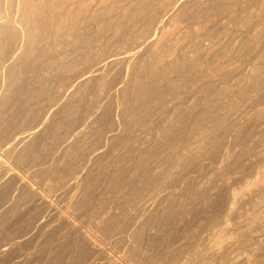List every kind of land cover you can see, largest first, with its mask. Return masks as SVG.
<instances>
[{"label":"rangeland","instance_id":"374dc122","mask_svg":"<svg viewBox=\"0 0 264 264\" xmlns=\"http://www.w3.org/2000/svg\"><path fill=\"white\" fill-rule=\"evenodd\" d=\"M30 2L44 11L29 18L30 44L22 34L0 41V81L18 78L0 93V176L8 168L0 178V264H264V219L246 223L264 218V186L244 193L233 214L228 208L231 193L264 165V0ZM15 174L47 203L40 205ZM235 228L244 235L239 244L216 245Z\"/></svg>","mask_w":264,"mask_h":264},{"label":"bare ground","instance_id":"6f19581e","mask_svg":"<svg viewBox=\"0 0 264 264\" xmlns=\"http://www.w3.org/2000/svg\"><path fill=\"white\" fill-rule=\"evenodd\" d=\"M1 1V0H0ZM5 1V3H4V6L3 7H1L0 6V41H4V40H7V39H12L13 37H16V36H18L19 34H22V37H24L23 38V40H24V42H25V44H30V41H31V39L29 40V39H27V29L30 27V23H29V18H30V16L32 15V16H34L35 18H37V17H39L41 14H42V12H44V11H39L38 10V8H37V5H36V7H34L32 4H31V0H16V5H14L15 3H12V0H4ZM51 1V0H50ZM55 1V0H54ZM62 1V0H61ZM114 1V0H113ZM116 1V0H115ZM200 1V0H199ZM109 2H110V0H109ZM112 2V1H111ZM119 2H121V1H119ZM181 2V1H180ZM179 2V3H180ZM61 3V2H60ZM117 3V2H116ZM116 3L114 4V3H112V4H114V5H116ZM148 3V2H147ZM41 4V3H40ZM106 4V3H105ZM119 6H120V4L119 3H117ZM146 4V3H145ZM149 4V3H148ZM181 4V3H180ZM179 4V5H180ZM203 4V3H202ZM205 4V3H204ZM58 5V4H57ZM60 5V4H59ZM107 5V4H106ZM133 5V4H132ZM185 5V4H184ZM193 5V4H192ZM41 6V5H40ZM53 6V5H52ZM126 6V5H125ZM178 6V5H177ZM196 6V5H195ZM14 7L16 8L15 9V13H13V11H14ZM100 7V10L102 9V7L101 6H99ZM117 7V6H116ZM131 7V6H130ZM130 7H129V9H130ZM172 7V6H171ZM189 6H187V8H188ZM52 8V7H51ZM50 8V9H51ZM59 8V7H58ZM105 9H106V7H104ZM107 8H109V7H107ZM132 8V7H131ZM159 8V7H158ZM177 8V7H176ZM40 9V8H39ZM42 9V8H41ZM110 9V8H109ZM181 9V8H180ZM186 9V8H185ZM123 11H124V8L122 9ZM136 10V9H135ZM140 10V9H139ZM80 11H81V9H80ZM105 12H107L106 10H104ZM109 11H111V9L109 10ZM108 11V12H109ZM126 11H129V10H127V9H125V11L124 12H126ZM136 11H138V10H136ZM141 11V10H140ZM172 11H176V10H171V13L169 12V14H172ZM213 11V10H212ZM51 12H53V10L51 11ZM50 11H49V14L51 13ZM94 12V11H93ZM102 12V11H101ZM104 12V13H105ZM112 12H114V10L112 11ZM77 13V12H76ZM115 13V12H114ZM118 13V12H117ZM140 13V12H139ZM139 13H138V15H139ZM179 13V12H178ZM95 14V13H94ZM94 14H92V15H94ZM109 14V13H108ZM54 15V14H53ZM80 15V14H79ZM105 15H106V13H105ZM134 15V14H133ZM162 15V14H161ZM176 15V14H175ZM175 15L173 16L174 17V19H176L177 17H175ZM180 15V14H179ZM195 15V14H194ZM49 16V15H48ZM47 16V17H48ZM143 16V15H142ZM193 16V15H192ZM55 17V16H54ZM148 17V16H147ZM167 17H169L168 15L166 16V18ZM200 17V16H199ZM49 18V17H48ZM149 18V17H148ZM34 19V18H33ZM50 19V18H49ZM74 19V18H73ZM144 19V18H143ZM151 19V18H150ZM158 19V18H157ZM171 19H173V18H171ZM170 18H169V20H171ZM190 19V18H189ZM42 20V19H41ZM129 20V19H128ZM127 20V21H128ZM139 20V19H138ZM152 20V19H151ZM150 20V21H151ZM154 20H155V17H154ZM176 20H178V19H176ZM175 20V21H176ZM70 21H72V20H70ZM149 21V20H148ZM157 20H155L154 22H156ZM174 21V22H175ZM36 22H38V21H36ZM55 22V21H54ZM120 22V21H119ZM146 22H147V20H146ZM152 22V21H151ZM173 22V21H172ZM71 23V22H70ZM117 23V22H116ZM139 23V22H138ZM144 23V22H143ZM148 23H150V22H148ZM153 23V22H152ZM159 23H161V22H159ZM171 23V22H170ZM84 24V23H83ZM119 24V23H118ZM133 24V23H132ZM155 25H156V23H154ZM154 24H153V26H154ZM157 24H158V22H157ZM39 25V24H38ZM64 25V24H63ZM82 25V24H81ZM138 25V24H137ZM140 25H141V23H140ZM147 24H145V26H146ZM149 25V24H148ZM147 25V26H148ZM158 25H160V24H158ZM83 26V25H82ZM82 26H81V28H82ZM116 26H117V24H116ZM157 26V25H156ZM64 27V26H63ZM115 27V26H114ZM118 27H120L119 25H118ZM155 27V26H154ZM153 27V28H154ZM178 27H180V26H178ZM116 28V27H115ZM148 28V27H147ZM157 27H155L154 29L155 30H157L156 29ZM57 29H58V31L60 32L61 30H62V25L61 24H59L58 25V27H57ZM117 29H119V28H117ZM141 29H142V27H141ZM98 30V29H97ZM124 30V29H123ZM150 30H151V28H150ZM174 30V29H173ZM58 31H56L57 33H58ZM149 31V30H148ZM176 31V30H175ZM38 32V31H37ZM156 33H157V31H155ZM154 32V33H155ZM155 33V34H156ZM176 33V32H175ZM37 34V33H36ZM84 34V33H83ZM159 34V33H158ZM163 34V33H162ZM45 35V34H44ZM43 35V36H44ZM56 35V34H55ZM62 35V34H61ZM128 35V34H127ZM151 35V34H150ZM38 36V35H37ZM36 36V37H37ZM58 36H59V34H58ZM116 36V35H115ZM154 36V35H153ZM156 36V35H155ZM163 36V35H162ZM57 37V36H56ZM39 38V37H38ZM37 38V39H38ZM45 38V37H44ZM73 38H74V36H73ZM100 37H98V39H99ZM156 38V37H155ZM160 38V37H159ZM163 38V37H162ZM61 39V38H60ZM91 39V38H90ZM113 39V38H112ZM116 39V38H115ZM161 39V38H160ZM159 39V40H160ZM18 40V39H17ZM158 40V39H157ZM157 40H156V42H157ZM162 40V39H161ZM164 40V39H163ZM37 41V40H36ZM58 41V40H57ZM147 41H150V40H147ZM64 42V41H63ZM62 42V43H63ZM7 42H5V44H6ZM37 43V42H36ZM79 43V42H78ZM4 44V45H5ZM43 44V43H42ZM87 44H89V43H87ZM117 44V43H116ZM158 44H160V42L158 43ZM90 45V44H89ZM96 45H97V43H96ZM118 45V44H117ZM6 47H7V45H5ZM47 46V45H46ZM56 46V45H55ZM155 46V45H154ZM197 46V45H196ZM2 48H3V46H1ZM0 47V48H1ZM14 47V46H13ZM27 47V46H26ZM35 47V46H34ZM33 47V48H34ZM63 47V46H62ZM136 47V46H135ZM156 47H158V45L156 46ZM1 48V49H2ZM17 48H19V46H17ZM32 48V49H33ZM3 49H5V48H3ZM27 49V48H26ZM39 48H37V50H38ZM46 49V48H45ZM136 49V48H135ZM155 49V48H154ZM196 50H197V47H196ZM5 51V50H4ZM4 51H2V50H0V55H1V60H0V73H1V71L2 70H4V69H6V67H5V64H6V59H5V63L3 62L4 60H3V57H5L6 58V56H2V54L1 53H4ZM12 51V50H11ZM39 51V50H38ZM37 51V52H38ZM154 51V50H153ZM25 52H28L29 53V50H26ZM198 52V51H197ZM152 53V52H151ZM10 54V53H9ZM3 55H5V54H3ZM20 55H22V54H20ZM92 55V54H91ZM193 55V54H192ZM12 56V55H11ZM31 56H32V54H31ZM95 56V55H94ZM196 56V55H195ZM215 56V55H214ZM27 57V56H26ZM184 57V56H183ZM190 57H192V56H190ZM223 57V56H222ZM8 58V57H7ZM9 58H10V55H9ZM8 58V59H9ZM21 58V57H20ZM234 58V57H233ZM27 59H29V58H27ZM99 59V58H98ZM135 59V58H134ZM192 59V58H191ZM231 59V58H230ZM93 60V59H92ZM117 60V59H116ZM8 61V60H7ZM29 61V60H28ZM129 61V60H128ZM132 61V60H131ZM184 61V60H183ZM190 61V60H189ZM202 61V60H201ZM213 61V60H212ZM228 61V60H227ZM15 62V61H14ZM33 62V61H32ZM86 62V61H85ZM93 62H94V60H93ZM134 62V61H133ZM15 63H17V62H15ZM15 63H13V64H11L10 66H9V64H8V66L9 67H11L12 65L13 66H20V62H19V64H15ZM24 63V62H23ZM26 63H28V62H25L24 64H26ZM40 63V62H39ZM83 63V62H82ZM90 63V62H89ZM92 63V62H91ZM147 63H148V61H147ZM15 64V65H14ZM23 64V65H24ZM32 64V63H31ZM30 64V65H31ZM84 64V63H83ZM105 63H103V65H104ZM215 64V63H214ZM47 65V64H46ZM72 65H74V64H72ZM150 65V64H149ZM200 65V64H199ZM262 65V64H261ZM25 66V65H24ZM54 66V65H53ZM101 66H102V64H101ZM104 66H106V64L104 65ZM104 66H102V67H104ZM112 67V63H111V65L109 64V67ZM128 66H129V64H128ZM144 66V65H143ZM220 66V65H219ZM21 67V66H20ZM108 67V68H109ZM130 67V66H129ZM138 67V66H137ZM136 67V68H137ZM263 67V66H262ZM23 68V67H22ZM32 68H33V66H32ZM82 68V67H81ZM142 68V67H141ZM9 69V68H8ZM11 69V68H10ZM77 69V68H76ZM80 69V68H79ZM217 69V68H216ZM20 70V69H19ZM25 70V69H24ZM81 70V69H80ZM103 70V69H102ZM105 70V69H104ZM138 70V69H137ZM143 70V69H142ZM10 71V70H9ZM23 70L21 69V72H22ZM29 71V70H28ZM31 71V70H30ZM30 71L28 72V73H30ZM72 71V70H71ZM79 71V70H78ZM101 71V70H100ZM182 71V70H181ZM215 71V70H214ZM3 72V71H2ZM12 72H17V71H12ZM20 72V73H21ZM33 72V71H32ZM97 72V71H96ZM130 72L131 71H129V74H130ZM135 72V71H134ZM143 72V71H142ZM23 73V72H22ZM21 73V74H22ZM24 73H25V71H24ZM72 73V72H71ZM101 73V72H100ZM102 73H104V72H102ZM183 73V72H182ZM2 74H4V73H2ZM7 74V73H6ZM14 74V73H13ZM27 74V73H26ZM25 74V75H26ZM32 74V73H31ZM11 75V74H10ZM17 75V74H16ZM16 75H14L15 77H16ZM86 74H84V76H85ZM102 75V74H101ZM141 75V74H140ZM6 76V75H5ZM5 76H3V80H1L0 82V93L2 92L3 93V91L5 90L6 92H8V90H6L5 89V87L7 86V88H8V86H9V88H10V86H14L17 82H18V78L17 79H15L14 77L13 78H10V76L7 78V76L5 77ZM19 76V75H18ZM58 76V75H57ZM83 76V77H84ZM100 76V75H99ZM129 76V75H128ZM133 76V75H132ZM163 76V75H162ZM11 77H12V75H11ZM91 77V76H90ZM6 78V79H5ZM23 78V77H22ZM37 78V77H36ZM48 78H50V77H48ZM75 78H77V77H75ZM85 78V77H84ZM103 78V77H102ZM129 78V77H128ZM178 78V77H177ZM228 78V77H227ZM82 79V78H81ZM90 79V78H89ZM92 79V78H91ZM105 79H106V77H105ZM149 79V78H148ZM47 80V79H46ZM74 80V79H73ZM84 80H86V79H84ZM102 80V79H101ZM114 80V79H113ZM135 80V79H134ZM173 80V79H172ZM127 81V80H126ZM87 83L88 81H84L83 83ZM61 83V82H60ZM63 83V82H62ZM83 83H82V85H83ZM98 83V82H97ZM102 84V83H101ZM115 84H117V83H115ZM126 84V83H125ZM140 84V83H139ZM240 84V83H239ZM62 85H64V84H62ZM62 85H60V87L62 86ZM66 85V84H65ZM73 85H76V83L75 84H73ZM88 85H90V84H88ZM133 85V84H132ZM234 85V84H233ZM68 86H70V85H68ZM11 87V88H12ZM17 87H18V85H17ZM16 87V88H17ZM32 87V86H31ZM59 87V86H58ZM57 87V88H58ZM66 87H67V85H66ZM72 87H74V86H71L70 88H72ZM100 87V86H99ZM226 87H228V86H226ZM234 87V86H233ZM258 87V86H257ZM30 88V87H29ZM34 88V87H33ZM41 88V87H40ZM63 88V87H62ZM115 88V87H114ZM117 88V87H116ZM28 89V88H27ZM92 89V88H91ZM102 89H103V87H102ZM161 89V88H160ZM11 90V89H10ZM21 90V89H20ZM19 90V91H20ZM23 90V89H22ZM60 90H62V89H60ZM82 90H83V88H82ZM90 90V89H89ZM88 90V91H89ZM107 90V89H106ZM112 90H114V89H112ZM126 90V89H125ZM142 90V89H141ZM220 90V89H219ZM226 90V89H225ZM254 90V89H253ZM4 91V92H5ZM14 91V90H13ZM56 91V90H55ZM59 91V90H58ZM67 91H69V90H67ZM83 91H85V90H83ZM87 91V90H86ZM86 91H85V93H86ZM117 91V90H116ZM71 92V91H70ZM77 92V91H76ZM100 92V91H99ZM259 92V91H258ZM2 93H1V95H2ZM84 93V92H83ZM144 93V92H143ZM243 93V92H242ZM5 94V93H4ZM7 94V93H6ZM53 94V93H52ZM95 94V93H94ZM248 94V93H247ZM263 94V93H262ZM61 95H63V94H61ZM67 95H68V93H67ZM79 95H80V93H79ZM170 95V94H169ZM6 96V95H5ZM11 96V95H10ZM16 96V95H15ZM90 96H91V94H90ZM100 96V95H99ZM119 96V95H118ZM258 96V95H257ZM8 97V96H7ZM12 97V96H11ZM25 97V96H24ZM28 97V96H27ZM121 97V96H120ZM142 97V96H141ZM60 98V97H59ZM115 98V97H114ZM116 98H118V97H116ZM242 98V97H241ZM8 99V98H7ZM14 99V98H13ZM101 99V98H100ZM244 99V98H243ZM258 99V98H257ZM48 100V99H47ZM63 100V99H62ZM78 100V99H77ZM147 100V99H146ZM177 100V99H176ZM6 101V100H5ZM16 101V100H15ZM102 101V100H101ZM256 101V100H255ZM37 102V101H36ZM50 102H51V100H50ZM62 102V101H61ZM93 102V101H92ZM103 102V101H102ZM109 102V101H108ZM152 102V101H151ZM174 102H175V100H174ZM60 103V102H59ZM65 103V102H64ZM262 103V102H261ZM27 104V103H26ZM30 104V103H29ZM63 104V103H62ZM127 104V103H126ZM233 104V103H232ZM4 105V104H3ZM39 105V104H38ZM57 105H59V104H57ZM65 105V104H64ZM113 105V104H112ZM248 105V104H247ZM251 105V104H250ZM37 106V105H36ZM69 106V105H68ZM91 106V105H90ZM164 106V105H163ZM263 106V105H262ZM7 107V106H6ZM20 107V106H19ZM24 107V106H23ZM59 107V106H58ZM61 107V106H60ZM59 107V108H60ZM78 107V106H77ZM108 107V106H107ZM114 107V106H113ZM178 107V106H177ZM257 107V106H256ZM12 108V107H11ZM11 108H10V111H11ZM25 108V107H24ZM45 108V107H44ZM72 108V107H71ZM87 108V107H86ZM96 108V107H95ZM255 108V107H254ZM37 109V108H36ZM106 110H107V108H105ZM104 109V110H105ZM176 109V108H175ZM20 110V109H19ZM24 110V109H23ZM56 110V109H55ZM54 110V111H55ZM102 110V109H101ZM125 110V109H124ZM135 110V109H134ZM247 110V109H246ZM3 111V110H2ZM17 111V110H16ZM21 111V110H20ZM51 111V110H50ZM49 111V113H52L51 115H53L54 116V111H52V112H50ZM57 111V110H56ZM136 111V110H135ZM253 111V110H252ZM58 112V111H57ZM61 112V111H60ZM72 112V111H71ZM74 112V111H73ZM103 112V111H102ZM17 113V112H16ZM59 113V112H58ZM68 113V112H67ZM77 113V112H76ZM111 113H113V112H111ZM115 113V112H114ZM263 113V112H262ZM261 113V114H262ZM13 114V113H12ZM29 114V113H28ZM40 114H41V112H40ZM63 114V113H62ZM66 114V113H65ZM98 114H100V113H98ZM9 115V114H8ZM34 115V114H33ZM39 115V114H38ZM50 115V116H51ZM68 115V114H67ZM70 115H71V113H70ZM79 115V114H78ZM93 115V114H92ZM141 115V114H140ZM7 116V115H6ZM44 116V115H43ZM42 116V117H43ZM49 116V117H50ZM66 116V115H65ZM88 116V115H87ZM116 116V115H115ZM173 116V115H172ZM36 117H37V114H36ZM46 117V116H45ZM45 117H43L42 119L44 120V118ZM52 117V116H51ZM55 117V116H54ZM63 117V116H62ZM237 117V116H236ZM14 118V117H13ZM18 118V117H17ZM28 118V117H27ZM108 118V117H107ZM106 118V119H107ZM119 118H120V116H119ZM261 118V117H260ZM15 119V118H14ZM49 119V118H48ZM65 119V118H64ZM96 119V118H95ZM109 119V118H108ZM1 120V119H0ZM16 120V119H15ZM46 120H47V117H46ZM45 120V121H46ZM70 120V119H69ZM98 120V119H97ZM121 120V119H120ZM5 121V120H4ZM28 121V120H27ZM26 121V122H27ZM50 121V120H49ZM53 121V120H52ZM102 121V120H101ZM100 121V122H101ZM110 121V120H109ZM9 122V121H8ZM24 122V121H23ZM30 122V121H29ZM47 122V121H46ZM45 122V123H46ZM76 122V121H75ZM74 122V123H75ZM99 122V123H100ZM124 122V121H123ZM252 122H254V121H252ZM3 123V122H2ZM19 123V122H18ZM88 123V122H87ZM90 123V122H89ZM95 123V122H94ZM93 123V124H94ZM9 124V123H8ZM35 124V123H34ZM38 124V123H37ZM36 124V125H37ZM48 124V123H47ZM67 124V123H66ZM76 124V123H75ZM96 124H98V123H96ZM111 124V123H110ZM255 124V123H254ZM5 125V124H4ZM32 125V124H31ZM46 125V124H45ZM45 125H43V126H45ZM74 125V124H73ZM261 125V124H260ZM21 126V125H20ZM38 126V125H37ZM37 126H36V128H37ZM57 126V125H56ZM75 126V125H74ZM86 126V125H85ZM88 127H89V125H87ZM249 126V125H248ZM14 127V126H13ZM23 127V126H22ZM30 126H28V128H29ZM33 127V126H32ZM31 127V128H32ZM46 127H48V126H46ZM51 127V126H50ZM61 127V126H60ZM76 127V126H75ZM80 127H82V126H80ZM91 127V126H90ZM114 127V126H113ZM117 127V126H116ZM3 128V127H2ZM18 128V127H17ZM27 128V127H26ZM25 128V129H26ZM34 128V127H33ZM55 128V127H54ZM69 128V127H68ZM85 128V127H84ZM264 128V127H263ZM21 129V128H20ZM24 129V130H25ZM94 129V128H93ZM106 129V128H105ZM5 130H6V128H5ZM23 130V129H22ZM41 130V129H40ZM55 130V129H54ZM76 130V129H75ZM74 130V131H75ZM85 130H88V129H86L85 128ZM89 130L91 131V129L89 128ZM44 131V130H43ZM59 131V130H58ZM72 131V130H71ZM32 132V131H31ZM69 132V131H68ZM73 132V131H72ZM76 132H77V130H76ZM85 132V131H84ZM88 132V131H87ZM245 132H246V130H245ZM16 133V132H15ZM20 133V132H19ZM67 133V132H66ZM74 133V132H73ZM81 133H83V132H81ZM92 133V132H91ZM100 133V132H99ZM123 133V132H122ZM139 133V132H138ZM261 133V132H260ZM6 134V133H5ZM40 134V133H39ZM52 134V133H51ZM65 134V133H64ZM72 134V133H71ZM78 134V133H77ZM24 135V134H23ZM25 135H27V134H25ZM24 135V136H25ZM36 135V134H35ZM68 135V134H67ZM73 135V134H72ZM80 135V134H79ZM78 135V136H79ZM126 135V134H125ZM143 135V134H142ZM247 135V134H246ZM262 135H263V133H262ZM261 135V136H262ZM66 136V135H65ZM74 136V135H73ZM76 136V135H75ZM86 136V135H85ZM242 136V135H241ZM248 136V135H247ZM260 136V135H259ZM260 136V137H261ZM28 137H29V134H28ZM56 137V136H55ZM69 137V136H68ZM264 137V136H263ZM5 138V137H4ZM13 138V137H12ZM22 138V137H21ZM20 138V139H21ZM25 138H27V136L25 137ZM24 138V139H25ZM57 138V137H56ZM79 138V137H78ZM148 138V137H147ZM235 138V137H234ZM238 138V137H237ZM249 139H250V137H248ZM11 139V138H10ZM14 139V138H13ZM23 139V138H22ZM37 139V138H36ZM39 139H41V138H39ZM72 139V138H71ZM95 139H97V138H95ZM252 139V138H251ZM250 139V140H251ZM259 139V138H258ZM9 140V139H8ZM43 140V139H42ZM75 140V139H74ZM73 140V141H74ZM243 140V139H242ZM260 140V139H259ZM35 141V140H34ZM63 141V140H62ZM72 141V140H71ZM77 141H78V139H77ZM106 141V140H105ZM240 141V140H239ZM245 141V140H244ZM248 141V140H247ZM246 141V142H247ZM261 141V140H260ZM43 142V141H42ZM50 142V141H49ZM103 142V141H102ZM203 142V141H202ZM259 142V141H258ZM19 143V142H18ZM23 143H24V141H23ZM26 143V142H25ZM51 143V142H50ZM71 143V142H70ZM2 144V143H1ZM1 144H0V146H1ZM8 144V143H7ZM17 144V143H16ZM29 145H30V143H28ZM37 144V143H36ZM36 144H35V146H36ZM56 144V143H55ZM63 144V143H62ZM62 144H61V146H62ZM75 144V143H74ZM18 145V144H17ZM49 145V144H48ZM52 145V144H51ZM73 145V144H72ZM235 145V144H234ZM5 146V145H4ZM7 146V145H6ZM12 146V145H11ZM27 146V145H26ZM25 146V147H26ZM60 146V145H59ZM67 146H69V145H67ZM79 146H80V144H79ZM112 146V145H111ZM263 146V145H262ZM33 147V146H32ZM52 147V146H51ZM54 147V146H53ZM56 147V146H55ZM65 147V146H64ZM93 147V146H92ZM238 147H240V146H238ZM254 147V146H253ZM8 148V147H7ZM20 148V147H19ZM23 148V147H22ZM58 148H60V147H58ZM57 148V149H58ZM245 148V147H244ZM2 149H3V147H2ZM36 149V148H35ZM47 149V148H46ZM71 149V148H70ZM72 149H74V147L72 148ZM138 149V148H137ZM232 149H234V146H233V148ZM19 150V149H18ZM25 150V149H24ZM24 150H22V151H24ZM50 149H48V151H49ZM55 150V149H54ZM63 150V149H62ZM116 150V149H115ZM243 150V149H242ZM10 151H13V150H10ZM64 151H65V149H64ZM237 151H239V150H237ZM246 151V150H245ZM249 151V150H248ZM54 152V151H53ZM63 152V151H62ZM69 152V151H68ZM75 152V151H74ZM91 152V151H90ZM145 152V151H144ZM254 152V151H253ZM261 152V151H260ZM7 153V152H6ZM16 153V152H15ZM24 153V152H23ZM27 153V152H26ZM67 153V152H66ZM96 153V152H95ZM109 153V152H108ZM18 154V153H17ZM16 154V155H17ZM41 154V153H40ZM89 154V153H88ZM103 154V153H102ZM239 154V153H238ZM241 154V153H240ZM4 155V154H3ZM6 155V154H5ZM25 155V154H24ZM39 155V154H38ZM43 155V154H42ZM48 155V154H47ZM52 155V154H51ZM67 155V154H66ZM91 155V154H90ZM107 155V154H106ZM106 155H105V157H106ZM58 156V155H57ZM219 156V155H218ZM240 156V155H239ZM253 156V155H252ZM28 157H29V155H28ZM33 157V156H32ZM77 157H78V155H77ZM237 157V156H236ZM248 157V156H247ZM12 158V157H11ZM231 158V157H230ZM9 159V158H8ZM39 158H37V160H38ZM61 159V158H60ZM242 159V158H241ZM247 159V158H246ZM254 159V158H253ZM30 160V159H29ZM8 161V160H7ZM11 161V160H10ZM63 161V160H62ZM0 162H2V161H0ZM13 162V161H12ZM26 162H28V160L26 161ZM66 162V161H65ZM258 162V161H257ZM14 163V162H13ZM18 163V162H17ZM35 163V162H34ZM63 163V162H62ZM61 163V164H62ZM67 163V162H66ZM72 163V162H71ZM109 163V162H108ZM12 164V163H11ZM28 164V163H27ZM39 164V163H38ZM81 164H83V163H81ZM235 164V163H234ZM233 164V165H234ZM5 164L3 163L2 165H0V167L1 168H3V167H5L4 166ZM15 165H16V163H15ZM74 165V164H73ZM237 165V164H236ZM34 166V165H33ZM71 166V165H70ZM78 166V165H77ZM231 166V165H230ZM31 166H29V168H30ZM57 167V166H56ZM63 167V166H62ZM68 167V166H67ZM73 167V166H72ZM234 167V166H233ZM246 167V166H245ZM260 167V166H259ZM258 167V170H256L257 172H256V175H254L253 177H254V179H251L252 181L251 182H247L248 184L245 186V188L242 190V191H237V190H235V191H233L232 192V190H231V195H230V203H229V201H228V203L230 204L229 206H228V208H229V210L232 212V210H234L235 209V206H236V203H237V201H241V197L243 198V194L245 193V194H247L246 192H250L251 190H252V192H254L253 191V189H255V191H258V189L260 188V187H262V186H264L263 184H264V165H262L260 168ZM7 168V167H6ZM226 168V167H225ZM8 169V168H7ZM7 169H5V171H7ZM59 169V168H58ZM68 169V168H67ZM232 169V168H231ZM239 169V168H238ZM17 170V169H16ZM22 170V169H21ZM28 170V169H27ZM63 170V169H62ZM61 170V171H62ZM240 170V169H239ZM245 170V169H244ZM253 170V169H252ZM4 171V173L6 174V172ZM58 171V170H57ZM66 171V170H65ZM214 171V170H213ZM221 171V170H220ZM229 171V170H228ZM249 171V170H248ZM13 172V171H12ZM31 172V171H30ZM55 172H56V170H55ZM92 172V171H91ZM234 172V171H233ZM3 173V170H2V172H1V174ZM3 173V174H4ZM8 173V172H7ZM52 173V172H51ZM247 173V172H246ZM254 173V172H253ZM2 174V175H3ZM4 174V175H5ZM11 174V173H10ZM10 174H8V175H10ZM59 174V173H58ZM57 174V175H58ZM99 174V173H98ZM104 174H105V172H104ZM214 174V173H213ZM226 174V173H225ZM228 174V173H227ZM226 174V175H227ZM235 174H237V173H235ZM234 174V175H235ZM1 175V176H2ZM3 175V176H4ZM39 175V174H38ZM44 175V174H43ZM83 175V174H82ZM229 175V174H228ZM227 175V176H228ZM232 175V174H231ZM230 175V176H231ZM1 176H0V178H1ZM6 176V175H5ZM11 176V175H10ZM37 176V175H36ZM52 176V175H51ZM62 176V175H61ZM64 176V175H63ZM75 176V175H74ZM73 176V177H74ZM109 176V175H108ZM32 177V176H31ZM219 177V176H218ZM242 177V176H241ZM251 177V176H250ZM252 177V178H253ZM15 178L17 179V181L19 182V184L21 185L22 184V187L24 188V189H26L27 190V192L28 193H31V194H33L34 196H36L37 197V199H38V201L40 202V205H41V203H42V205H43V203L45 204V203H47L45 200L46 199H44L42 196H40V194L41 193H37L35 190H34V188H32V187H34V186H30L27 182L26 183H20V180L18 179V177L16 176V174L15 175H13V179L15 180ZM30 178V177H29ZM49 178V177H48ZM52 178V177H51ZM77 178V177H76ZM7 179H8V177H7ZM11 179L12 178H10V182H11ZM21 179V178H20ZM74 179V178H73ZM78 180H79V178H77ZM100 179V178H99ZM2 180H4V179H2ZM24 180V179H23ZM84 180V179H83ZM86 180V179H85ZM223 180V179H222ZM8 181V180H7ZM22 181V180H21ZM26 181V180H25ZM70 181V180H69ZM98 181H100V180H98ZM2 182V181H1ZM10 182L8 181V183L10 184ZM78 182H80V181H78ZM85 182V181H84ZM113 182V181H112ZM207 182V181H206ZM219 182V181H218ZM114 183V182H113ZM234 183V182H233ZM12 184H13V182H12ZM16 184V183H15ZM31 184V183H30ZM75 184H76V181H75ZM226 184V183H225ZM17 185V184H16ZM40 185V184H39ZM54 185V184H53ZM56 185V184H55ZM80 185V184H79ZM78 184H77V186H79ZM82 185H83V183H82ZM110 185V184H109ZM5 187H6V185H4ZM41 186V185H40ZM45 186V185H44ZM58 186V185H57ZM77 186H76V188L75 189H77ZM218 186V185H217ZM10 187V186H9ZM14 187V186H13ZM19 187V186H18ZM60 186H58V188H59ZM71 187V186H70ZM96 187V186H95ZM101 187V186H100ZM2 188V187H1ZM45 188V187H44ZM67 189V188H66ZM81 189V188H80ZM203 189V188H202ZM211 189V188H210ZM257 189V190H256ZM261 189H263V187L261 188ZM71 190V189H70ZM84 190V189H83ZM91 190V189H90ZM213 190V189H212ZM15 191V190H14ZM77 191V190H76ZM75 191V192H76ZM82 191V190H81ZM91 191H93V190H91ZM10 192V191H9ZM44 192V191H43ZM47 192V191H46ZM115 192V191H114ZM213 192V191H212ZM251 192V193H252ZM262 192V190L259 192V193H261ZM48 193V192H47ZM97 193H99V192H97ZM102 193H104V192H102ZM258 193V192H257ZM262 193H264V190H263V192ZM79 194V193H78ZM215 194V193H214ZM221 194V193H220ZM4 195V194H3ZM45 195V194H44ZM210 195V194H209ZM216 195V194H215ZM249 195H251V194H249ZM258 195V194H257ZM86 196H87V194H86ZM101 196V195H100ZM138 196V195H137ZM253 196V195H252ZM97 197H98V195H97ZM96 197V198H97ZM221 197V196H220ZM247 197V196H246ZM90 198H92V197H90ZM199 198V197H198ZM240 198V199H239ZM249 198V197H248ZM257 198V197H256ZM221 199V198H220ZM259 200V199H258ZM60 201V200H59ZM201 201V200H200ZM5 202H7V201H5ZM19 202V201H18ZM24 202V201H23ZM224 202V201H223ZM4 203V202H3ZM25 203V202H24ZM97 203V202H96ZM100 203V202H99ZM198 203V202H197ZM242 203V202H241ZM246 203H247V201H246ZM36 204V203H35ZM67 204V203H66ZM111 204V203H110ZM202 204V203H201ZM23 205V204H22ZM38 205V204H37ZM36 205V206H37ZM59 205V204H58ZM243 205H244V203H243ZM17 206V205H16ZM32 206V205H31ZM45 206V205H44ZM47 206H49V204L47 205ZM105 206V205H104ZM193 206V205H192ZM242 206V205H241ZM13 207V206H12ZM46 207V206H45ZM92 207V206H91ZM212 207H214V206H212ZM14 208V207H13ZM48 208V207H47ZM77 208V207H76ZM201 208V207H200ZM206 208H208V207H206ZM263 208V207H262ZM85 209V208H84ZM90 209V208H89ZM32 210V209H31ZM55 210V209H54ZM200 210V209H199ZM214 210V209H213ZM236 210H238V209H236ZM243 210V209H242ZM249 210V209H248ZM11 211V210H10ZM29 211H30V209H29ZM52 211V210H51ZM108 211V210H107ZM178 211V210H177ZM191 211V210H190ZM203 211V210H202ZM208 211V210H207ZM227 211V213H228V210H226ZM225 211V212H226ZM113 212H115L114 210H113ZM193 212V211H192ZM210 212V211H209ZM218 212V211H217ZM234 212V211H233ZM233 212H232V214H233ZM260 212V211H259ZM30 213V212H29ZM61 213V212H60ZM80 213V212H79ZM216 213V212H215ZM242 213V212H241ZM56 214V213H55ZM54 214V215H55ZM62 214V213H61ZM98 214V213H97ZM100 214V213H99ZM206 214V213H205ZM236 214H237V212H236ZM246 214V213H245ZM254 214V213H253ZM34 215V214H33ZM69 215V214H68ZM118 215V214H117ZM197 215V214H196ZM37 216V215H36ZM71 216V215H70ZM98 216V215H97ZM201 216V215H200ZM241 216V215H240ZM60 217V216H59ZM108 217V216H107ZM113 217V216H112ZM176 217V216H175ZM219 217V216H218ZM224 217V216H223ZM236 217V216H235ZM243 217V216H242ZM263 217V216H262ZM260 218V221H258L259 220V216L258 215H253L251 218H249V219H247V221H246V223L249 225V224H252V223H256V222H261V219H264V218ZM37 218V217H36ZM43 218V217H42ZM60 218H62V217H60ZM64 218H66V217H64ZM95 218V217H94ZM98 219V218H97ZM206 219V218H205ZM204 219V220H205ZM61 220V219H60ZM65 220V222L70 226V228L71 227H73L72 229H74L75 228V226L68 220V219H64ZM191 220V219H190ZM208 220V219H207ZM58 221V220H57ZM97 221V220H96ZM105 220H103V222H104ZM184 221V220H183ZM230 221V220H229ZM264 221V220H263ZM262 221V222H263ZM3 222V221H2ZM117 222V221H116ZM172 222V221H171ZM189 222V221H188ZM197 222V221H196ZM234 222V221H233ZM29 223V222H28ZM80 223V222H79ZM228 223H230V222H227V221H225V225L226 226H228ZM222 224V223H221ZM254 224H252V225H254ZM43 225H45V224H43ZM62 225V224H61ZM168 225V224H167ZM225 225H223V226H225ZM230 225V224H229ZM241 225V224H240ZM239 225V226H240ZM251 225V226H252ZM256 225H258V223H256ZM11 226V225H10ZM47 226V225H46ZM100 226V225H99ZM129 226V225H128ZM231 226V225H230ZM243 226V225H242ZM246 227H247V225H245ZM264 226V225H263ZM58 227V226H57ZM56 227V228H57ZM108 227V226H107ZM154 227H156V226H154ZM178 227V226H177ZM195 227V226H194ZM232 227L233 226H231V229H232ZM235 227V226H234ZM238 227V226H237ZM244 227V226H243ZM257 227V226H256ZM262 227V226H261ZM27 228V227H26ZM88 228V227H87ZM254 229L255 228V226H253V227H251L250 229ZM44 229V228H43ZM78 229V228H77ZM97 229V228H96ZM197 229V228H196ZM229 229V228H228ZM230 229V230H231ZM237 228H235V230H236ZM239 229V228H238ZM237 229V230H238ZM240 229H242V227H240ZM244 229V228H243ZM242 229V230H243ZM249 229V230H250ZM35 230V229H34ZM80 230V229H79ZM108 230V229H107ZM167 230V229H166ZM189 230V229H188ZM203 230V229H202ZM214 230V229H213ZM237 230H236V232L235 233H233L234 232V230H233V232L231 233V232H227V229H226V231H225V233H222L220 236H218V241H217V243H216V245H218V244H220L221 242H224V241H227V242H225L226 244L228 243V244H231L232 246L234 245H237V244H235V242L237 241V243L239 244V240L241 239V238H239V240H238V237H240V236H242L243 234L241 233L242 231H240V230H238V231H240L239 233L237 232ZM246 230H247V228H246ZM31 231H33V230H31ZM62 231V230H61ZM66 231V230H65ZM81 231V230H80ZM94 231V230H93ZM124 231V230H123ZM160 231V230H159ZM179 231V230H178ZM195 231V230H194ZM244 231V230H243ZM254 231V230H253ZM35 232V231H34ZM57 232V231H56ZM122 232V231H121ZM158 232V231H157ZM223 232V231H222ZM244 232H246V231H244ZM243 232V233H244ZM256 232H258V231H256ZM20 233V232H19ZM215 233V232H214ZM213 233V234H214ZM240 233L242 234V235H240ZM247 236H249V234H248V230H247ZM254 233V232H253ZM251 233L252 235H255L256 233ZM21 234V233H20ZM37 234V233H36ZM61 234V233H60ZM86 234V233H85ZM91 234H92V232H91ZM148 234V233H147ZM169 234V233H168ZM190 234V233H189ZM218 234V233H217ZM12 235V234H11ZM26 235V234H25ZM204 235V234H203ZM257 235V234H256ZM255 235V236H256ZM259 235V234H258ZM47 236V235H46ZM163 236V235H162ZM244 236V235H243ZM242 236V237H243ZM246 236V235H245ZM251 236V235H250ZM42 237V236H41ZM55 237V236H54ZM86 236H84V238H85ZM217 237V236H216ZM253 237V236H252ZM21 238V237H20ZM52 238V237H51ZM92 238V237H91ZM90 238V236L88 237H86L85 239H87L86 241H87V243H88V245L90 246V248H92V249H94V250H100V247H98L97 245H96V243L92 240ZM138 238V237H137ZM163 238V237H162ZM180 238V237H179ZM256 238H259L260 239V236L259 237H256ZM6 239V238H5ZM177 239V238H176ZM235 241L234 242V244L233 243H229L228 241L230 240V241ZM243 239V238H242ZM241 239V240H242ZM246 239V238H245ZM250 239V238H249ZM252 239V238H251ZM24 240V239H23ZM210 240V239H209ZM261 240H262V238H261ZM264 240V239H263ZM96 241V240H95ZM168 241V240H167ZM211 241V240H210ZM215 241V240H214ZM213 240H212V242H214ZM253 242H254V240H252ZM256 241V240H255ZM258 241L259 240H257V244H259L258 243ZM45 242V241H44ZM251 242V241H250ZM260 242V241H259ZM11 243V242H10ZM76 243V242H75ZM79 243V242H78ZM179 243V242H178ZM255 243V242H254ZM38 244H40V243H38ZM59 244V243H58ZM153 244V243H152ZM185 244V243H184ZM215 244V243H214ZM225 244V245H226ZM256 244V245H257ZM25 245V244H24ZM81 245H83V244H81ZM106 245V244H105ZM141 245V244H140ZM221 245V244H220ZM230 245V246H231ZM250 245V244H249ZM139 246V245H138ZM219 246V245H218ZM7 247V246H6ZM58 247V246H57ZM71 247V246H70ZM133 247V246H132ZM161 247V246H160ZM217 247V246H216ZM223 247H224V244H223ZM228 247V246H227ZM260 246L258 245V248H259ZM62 248V247H61ZM163 248V247H162ZM161 248V249H162ZM193 248V247H192ZM222 248V247H221ZM246 248V247H245ZM8 249V248H7ZM42 249V248H41ZM214 250V249H217V248H213V247H211V250ZM234 249V248H233ZM3 250V249H2ZM13 250V249H12ZM30 250V249H29ZM102 250V249H101ZM137 250V249H136ZM218 250V249H217ZM216 250V251H217ZM8 251H9V249H8ZM107 251V250H106ZM158 251V250H157ZM162 251H164V250H162ZM215 251V252H216ZM5 252V251H4ZM4 252H2V254L4 253ZM65 252V251H64ZM101 252H103V251H101ZM212 252V251H211ZM230 252V251H229ZM258 252V251H257ZM260 252V251H259ZM10 253V252H9ZM12 253V252H11ZM165 253V252H164ZM250 253V252H249ZM264 253V252H263ZM45 254V253H44ZM94 254V253H93ZM132 254V253H131ZM15 255V254H14ZM53 255V254H52ZM157 255V254H156ZM225 255V254H224ZM4 256V255H3ZM66 256V255H65ZM74 256V255H73ZM153 256V255H152ZM221 256H222V254H221ZM259 256H261L260 254H259ZM56 257V256H55ZM63 257V256H62ZM61 257V258H62ZM102 257V256H101ZM256 257V256H255ZM82 258V257H81ZM100 258V257H99ZM104 258H106V257H104ZM260 258V257H259ZM1 259V258H0ZM35 259V258H34ZM57 259V258H56ZM108 259V258H107ZM110 259V258H109ZM7 260H8V258H7ZM132 260V259H131ZM157 260V259H156ZM72 261V260H71ZM109 261V260H108ZM142 261V260H141ZM254 261V260H253ZM28 262V261H27ZM110 262H111V259H110ZM109 262V263H110ZM256 262V261H255ZM260 262V261H259ZM15 263V262H14ZM101 263V262H100ZM114 263V262H113ZM112 263V264H113ZM226 263V262H225ZM3 264V263H2ZM27 264V263H26ZM53 264V263H52ZM94 264V263H93ZM173 264V263H172ZM262 264V263H261Z\"/></svg>","mask_w":264,"mask_h":264}]
</instances>
